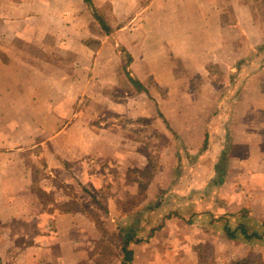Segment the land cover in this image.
I'll return each mask as SVG.
<instances>
[{"label": "crops", "instance_id": "0c3cea01", "mask_svg": "<svg viewBox=\"0 0 264 264\" xmlns=\"http://www.w3.org/2000/svg\"><path fill=\"white\" fill-rule=\"evenodd\" d=\"M90 4L0 0V264L84 263L96 214L132 237L130 264L248 258L264 241V0ZM110 115L174 140L140 194L150 149Z\"/></svg>", "mask_w": 264, "mask_h": 264}, {"label": "rangeland", "instance_id": "374dc122", "mask_svg": "<svg viewBox=\"0 0 264 264\" xmlns=\"http://www.w3.org/2000/svg\"><path fill=\"white\" fill-rule=\"evenodd\" d=\"M96 13L104 18L107 22V24H109L111 22L112 19V13H111V9L108 5H104L102 7H100V9H96ZM139 13V11H138ZM230 20V19H229ZM228 20V21H229ZM113 28H119L121 25L118 23H113L112 24ZM124 37L120 38V39H116L114 40L115 44H116V49L117 52H119V55L116 57H114L113 62L118 64L119 66H123V64L126 63V59L128 60V55H124L123 56V49L124 48H128V50H132V47H134V38L132 36H130V29L124 31ZM233 38H234V42H239L238 41V37L236 34L233 33ZM240 40V39H239ZM140 65V63H139ZM149 83H150V79H149ZM131 85H127V89L124 88H116V90H114L112 92V96L115 98V100L121 101L123 100L124 97H126L127 92L130 88ZM134 89V88H132ZM86 105V98H82L80 103L78 104V109L79 110H83L84 106ZM88 122L91 125H94L96 127V124L98 123L96 121V119H89ZM101 123H114V124H119L124 126L126 129L129 130V132H132V137L140 140L141 143L146 147H148V149H150V154L152 157V166L150 167L151 169L148 170V172H145V174L143 175V177L141 179H137L140 180L139 183V194L141 190V187L146 183L147 178H149V176L151 175V173L153 171H155L156 167H158V154L160 153V149L162 147H164L165 145H167V143L169 141H174L171 137H165L164 135V131H163V127L161 125L160 121L154 122L151 120H147V121H141L139 119L133 120V121H129L128 119L121 117V116H108V119L102 118ZM141 131V132H140ZM183 154H187L186 152L182 151ZM91 170L95 173L93 178H96V164L94 167L91 166ZM90 170V169H89ZM132 177H137L140 176L136 173H132L131 174ZM133 179V178H131ZM138 198V197H137ZM135 197V199L133 198L130 201V206L133 207L134 201H139V199H137ZM135 205V204H134ZM123 209L126 210L128 208L129 205H123ZM98 215L96 214V218L98 219ZM106 218V217H104ZM118 234V231L116 232H111V233H106V237L105 239L98 244V242L96 243V245L94 246V248L91 251L86 252L85 258L84 259V263L82 264H118L119 261H122L123 255L120 252V242L121 240L116 237ZM260 234L264 236V231H260ZM260 247L261 248H255L256 250L252 253H250V255L248 256V258H251L250 260L254 263V264H264V241L260 240Z\"/></svg>", "mask_w": 264, "mask_h": 264}, {"label": "trees", "instance_id": "16d2710c", "mask_svg": "<svg viewBox=\"0 0 264 264\" xmlns=\"http://www.w3.org/2000/svg\"><path fill=\"white\" fill-rule=\"evenodd\" d=\"M84 2L89 6V7H92L91 4H90V0H84ZM94 13V17L96 18V20L98 21V23L100 24V26L102 27V29L104 31L107 32V28H106V25L105 23L103 22V20L99 17V15L95 12V10L93 11ZM132 83L134 84H137L136 82H134L132 79H131ZM145 91V90H144ZM151 176V175H150ZM149 176V178H147V181L146 183L141 187V190H145L146 187H147V182L150 181L151 177ZM96 226L98 227V229L101 231L102 233V236H101V239L100 241L98 242V244H100L106 237V233L103 232L102 230V227H101V224H100V221L96 218ZM118 238V240L120 239L121 242H120V252L121 254L123 255V258H122V263L121 264H130L131 262V257H132V251L128 250V245L130 243V241L132 240V237L129 236V234L127 233H124L123 230H119L118 231V234L116 236ZM251 258H245L239 262H234L232 264H254L251 260Z\"/></svg>", "mask_w": 264, "mask_h": 264}]
</instances>
